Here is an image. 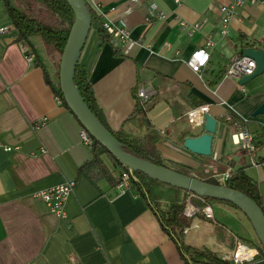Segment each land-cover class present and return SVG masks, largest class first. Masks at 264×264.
Listing matches in <instances>:
<instances>
[{
  "label": "crops",
  "instance_id": "0c3cea01",
  "mask_svg": "<svg viewBox=\"0 0 264 264\" xmlns=\"http://www.w3.org/2000/svg\"><path fill=\"white\" fill-rule=\"evenodd\" d=\"M86 1L101 23L128 30L124 40L111 36L112 45L91 28L78 56L109 129L138 132L123 122L143 88L146 118L161 135L156 149L165 165L176 163L200 180L241 167L264 200V119L252 115L264 101V73L244 86L224 76L243 56L241 46L255 43L264 50V0L237 7L226 34L218 7L229 0H135L130 11L131 0ZM16 37L0 0V264H185L133 188L94 182L78 171L91 158L82 126L57 101L43 69L25 60ZM199 49L208 59L194 72ZM199 106H208L217 121L210 157L180 143L204 132L187 120ZM241 132L251 135L253 151L236 144ZM67 181L74 188L64 217H57L36 194ZM199 209L196 214L207 219L193 215L184 241L222 257L233 249L234 233L213 208L211 217Z\"/></svg>",
  "mask_w": 264,
  "mask_h": 264
},
{
  "label": "trees",
  "instance_id": "16d2710c",
  "mask_svg": "<svg viewBox=\"0 0 264 264\" xmlns=\"http://www.w3.org/2000/svg\"><path fill=\"white\" fill-rule=\"evenodd\" d=\"M3 1L5 3V10L17 31L16 41L20 45H27L30 48L34 54L33 62L44 71L46 83L51 87L62 105L70 110L64 101L58 79L59 59L74 21V14L69 4L66 0H22L21 4H23L24 10L21 11L10 0ZM86 6L91 16V28L98 29L103 37L113 45L114 41L111 35L104 29L103 23L99 21L98 16L87 1ZM245 48L258 49L259 45L246 43L241 46V55ZM55 52L59 55V58L52 65L47 57H50V54ZM73 79L74 85L79 90L84 103L104 127L113 134L114 138L121 144L122 149L126 153L155 165L165 166L176 172L195 177L189 170L182 168L176 163H172L170 166L163 163L156 149V142L161 138V135L152 128L146 118L145 107L138 101L133 112L123 122V125L131 124L134 126L138 132L127 133L122 129L113 132L107 126L102 111L96 102L87 73L78 62L75 66ZM229 123L232 124L231 122ZM183 142L184 139L181 138L180 143ZM78 171L86 174L94 182L105 180L113 187L119 184L120 173L127 172L131 184L130 188H133L138 196H141L147 201L161 228L173 241L185 264H232L209 249H197L185 243V230L190 227L192 221V217H187L184 214L188 192L164 185L140 172H130L104 146L93 138L91 158L84 162L78 168ZM228 174L229 177L223 183H220L215 178L202 180L214 185H224L232 190L243 193L252 199L264 214V200L257 182L246 175L241 167H231ZM155 185L161 186L165 191H170L175 195L173 197L171 195V198L166 197L164 198L166 201H162L161 196L158 195L157 198V195L152 193V188ZM203 199L209 204L212 202H221L237 209L227 202L207 198ZM192 200L195 205L202 208L203 203L199 199L195 198V200ZM195 217L207 219L200 214H195ZM252 245L256 248L257 255L249 264H264V249L257 238L252 241Z\"/></svg>",
  "mask_w": 264,
  "mask_h": 264
},
{
  "label": "water",
  "instance_id": "95a60500",
  "mask_svg": "<svg viewBox=\"0 0 264 264\" xmlns=\"http://www.w3.org/2000/svg\"><path fill=\"white\" fill-rule=\"evenodd\" d=\"M66 1L74 14V21L60 57L58 79L64 101L81 126L130 172H140L157 182L184 190L198 198L227 202L235 206L248 219L256 238L264 249V214L252 199L224 185L210 184L126 153L113 134L91 112L75 87L73 79L79 53L91 30V16L85 0ZM242 55L255 62V69L251 75H245L239 79L240 86L248 84L264 73V50L245 48ZM252 115L253 117L261 116L264 119V101ZM216 124V119L206 113L203 123L204 132L196 137L185 138L184 148L198 156L210 157Z\"/></svg>",
  "mask_w": 264,
  "mask_h": 264
},
{
  "label": "built area",
  "instance_id": "2783aa9c",
  "mask_svg": "<svg viewBox=\"0 0 264 264\" xmlns=\"http://www.w3.org/2000/svg\"><path fill=\"white\" fill-rule=\"evenodd\" d=\"M175 3H179L180 0H173ZM260 2V0H229L228 4L221 5L218 7L221 23L223 25V34L227 33V25L230 21V19L235 14V9L240 6H244L246 4H255ZM135 3V0H131L130 4L127 7V11H130L132 9V5ZM152 12L159 16L160 13H156V9L153 7ZM185 26V24H183ZM200 24H195L193 28H199ZM104 29L107 31V33L111 36L119 37L120 39H126L128 38V30L125 28H114L109 23H103ZM211 44L208 43L207 46H210ZM20 49L22 54L25 57V60L29 63H32L34 60V54L30 50V48L27 45H20ZM208 59V54L204 49H199L194 54V62L191 64V68L194 72H199L200 69L206 64ZM255 69V62L247 57L240 56L237 58H234L230 64L226 67L224 76L228 78H233L235 80L241 79L245 75H251ZM137 99L138 102L143 106V103L148 100L149 95L147 92L141 88L137 91ZM57 101L59 103L60 100L58 97ZM208 106H200L198 108H195L187 113V120L192 125H195L197 127L203 126L204 123V115L208 112ZM264 132V128H263ZM80 138L81 140L86 143L87 145L91 146L92 144V137L88 134V132L82 127L80 131ZM236 144H242V146L250 151L254 150L253 140L250 134L247 132H241L239 135H237ZM262 167L264 170V162L262 163ZM229 177L228 172H225L221 175L219 179H217L220 183H223L227 178ZM74 181H67L65 183L59 184L57 186L47 188L45 190H41L36 194V197L41 199L46 203L48 206L50 212L57 217H64V205L65 202L72 192L74 188ZM119 189H127L131 187L129 174L127 172H121L120 173V182L117 185ZM199 199L202 203H205V200L203 198H198L192 195L191 193L188 194L186 198V204L184 209V214L187 217H192L195 215L200 209L198 206H195L192 203V199ZM203 212L208 216H212V212L209 214L207 212V209H211V206L202 207ZM212 211V210H211ZM233 236V243L234 247L232 249V255L230 257H227V254H223L222 258L224 260H227L231 262L232 264H249L251 263L255 256L257 255V250L255 247H250L245 245L236 235L232 234Z\"/></svg>",
  "mask_w": 264,
  "mask_h": 264
},
{
  "label": "rangeland",
  "instance_id": "374dc122",
  "mask_svg": "<svg viewBox=\"0 0 264 264\" xmlns=\"http://www.w3.org/2000/svg\"><path fill=\"white\" fill-rule=\"evenodd\" d=\"M16 7L20 8L21 11L24 10L23 4H21L22 0H10ZM61 57V56H60ZM59 55L55 53L50 54V59L52 61L58 60ZM60 62V59H59ZM212 178V177H211ZM216 179V178H215ZM152 193L161 196L162 201H166L164 197L169 198L170 196H167L168 193L165 191V189L161 186L155 185L152 188ZM167 194V195H166ZM195 200V199H194ZM161 203V201H159ZM192 203L195 205V203L192 200ZM197 203V202H196ZM197 206V205H195ZM211 206L213 208L214 216L218 221L224 222L228 228L247 246L254 247L252 245V241L256 238L255 232L250 225V222L245 217V215L239 211L238 209H235L225 203L221 202H212V203H203L202 207ZM200 208V207H199ZM229 235H227V238ZM232 241H233V236ZM234 245V243L232 244ZM234 247V246H233Z\"/></svg>",
  "mask_w": 264,
  "mask_h": 264
},
{
  "label": "bare ground",
  "instance_id": "6f19581e",
  "mask_svg": "<svg viewBox=\"0 0 264 264\" xmlns=\"http://www.w3.org/2000/svg\"><path fill=\"white\" fill-rule=\"evenodd\" d=\"M207 212L210 214L212 211H211V209H207ZM231 251L232 250H228V251L225 252V254H227V257H230L232 255Z\"/></svg>",
  "mask_w": 264,
  "mask_h": 264
}]
</instances>
